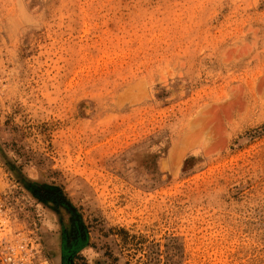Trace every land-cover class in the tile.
Instances as JSON below:
<instances>
[{
    "label": "rangeland",
    "instance_id": "374dc122",
    "mask_svg": "<svg viewBox=\"0 0 264 264\" xmlns=\"http://www.w3.org/2000/svg\"><path fill=\"white\" fill-rule=\"evenodd\" d=\"M0 235L264 264V0H0Z\"/></svg>",
    "mask_w": 264,
    "mask_h": 264
},
{
    "label": "built area",
    "instance_id": "2783aa9c",
    "mask_svg": "<svg viewBox=\"0 0 264 264\" xmlns=\"http://www.w3.org/2000/svg\"><path fill=\"white\" fill-rule=\"evenodd\" d=\"M37 247L32 242L9 238L7 235H0V264H46Z\"/></svg>",
    "mask_w": 264,
    "mask_h": 264
},
{
    "label": "trees",
    "instance_id": "16d2710c",
    "mask_svg": "<svg viewBox=\"0 0 264 264\" xmlns=\"http://www.w3.org/2000/svg\"><path fill=\"white\" fill-rule=\"evenodd\" d=\"M35 194H37V195H39V196H42V195H46V197L48 198H50V197H52V192L51 191H44V190H37V191H35Z\"/></svg>",
    "mask_w": 264,
    "mask_h": 264
}]
</instances>
